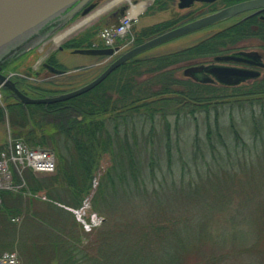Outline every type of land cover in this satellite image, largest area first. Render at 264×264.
Here are the masks:
<instances>
[{"label": "trees", "instance_id": "trees-1", "mask_svg": "<svg viewBox=\"0 0 264 264\" xmlns=\"http://www.w3.org/2000/svg\"><path fill=\"white\" fill-rule=\"evenodd\" d=\"M239 1L223 0L224 6ZM214 4L138 28L133 45L218 9ZM107 24H94L64 48L95 46ZM252 40L262 57L264 17L259 14L183 47L155 54L147 53L149 48L65 100L23 103L4 90L0 123L7 124L10 138L50 149L58 160L51 175L25 170L24 190L46 189L48 207L62 213H68L63 206L78 207L91 194V208L103 215L86 233L80 226L82 234L75 233V221L50 223L35 250L23 254L22 264H189L190 253L197 254L198 264H264V68L235 84L203 80L199 73L177 75L181 67L233 53ZM26 81L19 76L15 83L31 97L73 89L52 79L51 86ZM185 122H193L191 141L182 137ZM105 155L110 164L93 188ZM238 173L258 184L242 188L232 203L229 183ZM15 180L21 182L16 174ZM18 193L2 192V222L28 209L17 204ZM226 208L229 220L217 231L214 216ZM136 223L142 230L132 239ZM151 242L154 246H146Z\"/></svg>", "mask_w": 264, "mask_h": 264}, {"label": "rangeland", "instance_id": "rangeland-1", "mask_svg": "<svg viewBox=\"0 0 264 264\" xmlns=\"http://www.w3.org/2000/svg\"><path fill=\"white\" fill-rule=\"evenodd\" d=\"M114 0H94V2L97 4L95 8H93L88 14L81 15L80 11L75 14L72 18L67 20L65 24H62L61 26H58V23H54V25H45L44 29L38 30L37 33L31 35V40L21 46L17 49H12L10 52H17V51H25L23 54L17 55L13 60L6 61L5 64H3V70L4 72L10 74L12 73L14 75V81L19 79L20 77H25L26 82H38L44 86H48L52 83V81L55 80L53 83L61 82V85H65L67 88H77L85 83L89 82L93 78H95L106 66L107 64L113 59V57H87V54L82 53H75L72 50V48H64V44L67 40H69L71 37L90 29L94 24L99 23V25H102L104 23H116L121 15L124 12H127L132 5L143 3V9L139 11L137 20L133 23L131 29L129 32L121 36L116 42L118 46H120L119 51L117 52V55L124 50H126L128 47H130L131 44L134 42V32L140 27L150 25L162 20L166 19H174L177 18L188 11L192 9H196L200 7V3L195 2L192 6L187 8H180L178 7V0H160L157 2V0H117L115 3L110 5L109 7H106ZM223 0H217L215 2V7L218 9H221L224 7ZM104 7H106L104 9ZM103 9V10H102ZM254 7L247 8L238 12H235L234 14L220 19L218 21L212 22L209 25L199 28L195 31H192L190 33H187L181 37L175 38L171 41L159 44L157 46H154L150 50L147 51L149 54H155L160 53L172 49H176L179 47H183L185 45H188L190 43L195 42L196 40L205 37L206 35H209L212 32L217 31L218 29L234 22L241 16L247 15L249 12L253 11ZM101 10V11H100ZM206 10V9H202ZM214 11H209L206 14H209ZM205 15V14H204ZM203 16V15H202ZM87 17V20L81 24L80 22L84 20V18ZM89 18V19H88ZM79 25L75 27L71 32L67 33L65 36H63L59 40H55V38L65 32L66 30L70 29L71 27ZM178 25V24H177ZM57 27V28H56ZM96 43L99 42L98 38L96 37ZM243 47H239L235 51L239 50H245V51H251L256 50L260 54L262 53V50L257 46V41H247L243 43ZM249 44V45H248ZM32 46V48H31ZM34 46V47H33ZM60 47H63L62 49ZM31 48V49H29ZM9 52V53H10ZM7 53V54H9ZM52 59L54 61V64L52 65H59L61 69L66 70V73L64 74H55L52 71H50L47 67L44 66L45 63L50 64L49 60ZM262 61L264 62V55H262ZM213 58H208L205 60L203 64H209L212 63ZM184 74V68L181 67L177 71V75ZM22 75V76H21ZM193 75V74H192ZM17 76V77H15ZM199 77L203 78L204 74L199 73ZM27 78V79H26ZM52 79V81H50ZM248 80V79H245ZM50 81V82H49ZM69 82V84H64L62 82ZM244 81V80H243ZM49 83V84H48ZM59 85L58 87H61ZM51 86V85H49ZM55 85V88H58ZM5 97H8V93H4ZM9 99V98H8ZM5 103L4 98L2 97V100H0V104ZM171 121H174L172 117L169 118ZM186 124H182V128L184 127V130H187L186 132L183 131V136L187 139L189 137V140L192 139V134H189V131L193 132V122ZM10 137V132L7 127L6 123H0V149H2L7 140ZM245 140L249 143V136L245 138ZM183 146V142L181 143ZM241 156L244 157V154H241ZM248 158V156H245ZM56 158V165L58 163L57 157ZM110 161L108 155H105L100 163L99 169L96 172L94 178L92 179V185L93 188L96 186L98 176L109 166ZM52 173H36L37 175H51ZM24 178V176H23ZM250 179V180H249ZM247 180V182H244ZM25 181V180H24ZM217 182V181H215ZM17 191H20L17 196V204H23L27 208L26 212L18 213L17 215L14 214H8L6 215V221L2 222L0 217V252L6 251V250H13L16 252L19 258V263L22 264V261H24L23 254H26L29 251H34L35 243H40L43 239V236L41 234H44L46 230H48V225L51 224H57L58 222H77L78 228H76L75 233H81L80 226L83 230V232H88L90 230L86 229L84 222H87L90 224L91 229L96 228L99 226L103 221V215L99 214L96 210H93L91 208L90 204V196L91 194L86 197L82 204L78 207H72L69 208L67 206H63V209L68 211V213L65 212H59L55 211V209H50L48 207L47 202H50L47 198L46 189L40 190L36 192L35 194H31L29 191L24 190L26 184L23 183ZM233 186V196L231 197L232 203H236L239 201L241 197V193L239 192L242 190V188L248 189L252 186H255L258 183H255V181H251V178H248V176L245 175V173H238L233 180L229 183ZM217 186V184H216ZM218 186L222 187L223 184H219ZM222 189H224L222 187ZM225 190V189H224ZM242 192V191H241ZM232 195V193L230 194ZM78 208V209H75ZM75 210H78L81 217L79 218V214L75 212ZM229 212L230 210L226 208V210L216 213L214 216V220L212 223L213 229H216L217 231L220 230L221 227H225L227 220H229ZM95 215L97 216L95 218ZM12 217H17L16 220H11ZM84 221V222H83ZM145 222L144 217L141 216V223ZM99 224V225H98ZM96 225V226H94ZM134 227V230L131 232V238L137 239L139 235V232L142 230V226L138 225ZM139 227V229H138ZM260 227V226H259ZM45 228H47L45 230ZM93 231V230H92ZM74 233V234H75ZM83 237V236H82ZM146 246H154V244L151 242L149 245ZM201 246V245H200ZM207 246L206 244H203L202 248L205 249ZM201 249V248H200ZM196 250V249H195ZM191 251H194L192 248ZM197 254L190 253L187 257V261L189 264H198L197 263ZM27 257V256H26Z\"/></svg>", "mask_w": 264, "mask_h": 264}, {"label": "water", "instance_id": "water-1", "mask_svg": "<svg viewBox=\"0 0 264 264\" xmlns=\"http://www.w3.org/2000/svg\"><path fill=\"white\" fill-rule=\"evenodd\" d=\"M87 1L89 0H0V60L7 56L10 50H15L27 44L32 38L31 35L37 33L43 26L58 23V27L65 24V22L72 18ZM214 1L216 0H179L178 6L184 8L190 6L194 2L211 3ZM96 5V3H91L85 6L80 11V14H88ZM68 7L70 8L67 9ZM251 7L256 8V10L247 14L245 17L263 12L264 0H243L156 35L118 54L95 78L70 91L44 97L28 96L16 86L10 75L2 72L1 66L0 86L9 89L13 95L23 103H52L65 100L90 90L103 81L110 72L123 62L141 52L172 38L226 18L235 12ZM262 17H264V15H262ZM86 19L87 17L80 23L82 24ZM72 51L87 55L114 56L118 51V47L75 48ZM256 58H259V54L256 51H241L238 54H223L214 57L217 62L229 60L250 61L260 67H264V62L256 61ZM250 59H254L255 61H251ZM45 66L55 74L60 75L66 73V70L50 64L45 63ZM204 69L213 75L216 80L227 84H235L243 78H252L259 75V71L255 69L224 64H212L208 67L203 65H191L184 69V74L189 75L201 72ZM205 80H209V78H205Z\"/></svg>", "mask_w": 264, "mask_h": 264}, {"label": "built area", "instance_id": "built-area-1", "mask_svg": "<svg viewBox=\"0 0 264 264\" xmlns=\"http://www.w3.org/2000/svg\"><path fill=\"white\" fill-rule=\"evenodd\" d=\"M135 20L136 15L129 11L120 18L117 24L103 27L99 32V37L105 45L112 46L118 37L129 32ZM26 168L36 172H52L55 169L54 153L49 149L31 147L21 140H9L7 145L0 150V202L3 191L20 187L21 184L14 181V174L21 176ZM75 212L79 214L78 210ZM78 217L80 218L81 215L79 214ZM84 225L87 229L90 228V225L85 222ZM0 264H18L16 253L5 251L0 254Z\"/></svg>", "mask_w": 264, "mask_h": 264}, {"label": "flooded vegetation", "instance_id": "flooded-vegetation-1", "mask_svg": "<svg viewBox=\"0 0 264 264\" xmlns=\"http://www.w3.org/2000/svg\"><path fill=\"white\" fill-rule=\"evenodd\" d=\"M91 2H94V0H90V1L86 2V3L81 7V9H82L83 7H85L86 5L90 4ZM212 3H213V2H212ZM200 4H202V3H200ZM260 14H261V13H260ZM262 14H264V12H263ZM241 17H243V16H241ZM238 19H240V18H238ZM41 29H44V28L42 27ZM236 52H237V51H234V53H236ZM9 57H10L9 60L11 61V60H13L16 56L11 55V56H9ZM9 60H8V61H9ZM250 60H251V61H254V60H252V59H250ZM258 60H259V59H258ZM219 63H220V64H224V65H233V66L243 67V68H253V69H259V68H260L259 66L255 65L253 62H250V61H233V60H229V61H220ZM209 64H211V63H209ZM201 73L204 74V77H203V78H205V77H207V76H210V74L207 72V70H203Z\"/></svg>", "mask_w": 264, "mask_h": 264}, {"label": "bare ground", "instance_id": "bare-ground-1", "mask_svg": "<svg viewBox=\"0 0 264 264\" xmlns=\"http://www.w3.org/2000/svg\"><path fill=\"white\" fill-rule=\"evenodd\" d=\"M117 0H114L113 2H111L109 5H107L106 7H109L110 5H112L113 3H115ZM106 7H104V9L106 8ZM143 9V3H138V4H135V5H132V7H131V11L133 12V13H138L139 11H141ZM103 10V9H102ZM101 11V10H100ZM87 20V19H86ZM85 20V21H86ZM85 21H83L82 22V24L85 22ZM77 26H79V25H75V26H73V27H71L70 29H68V30H66L65 32H63V33H61V34H59L56 38H55V40L57 41V40H59V39H61L63 36H65L67 33H69V32H71L75 27H77Z\"/></svg>", "mask_w": 264, "mask_h": 264}, {"label": "crops", "instance_id": "crops-1", "mask_svg": "<svg viewBox=\"0 0 264 264\" xmlns=\"http://www.w3.org/2000/svg\"><path fill=\"white\" fill-rule=\"evenodd\" d=\"M91 55H88L87 57H90ZM92 57H98V56H92Z\"/></svg>", "mask_w": 264, "mask_h": 264}]
</instances>
